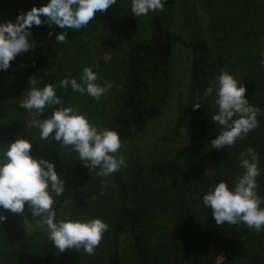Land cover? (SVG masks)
<instances>
[{
	"label": "trees",
	"instance_id": "16d2710c",
	"mask_svg": "<svg viewBox=\"0 0 264 264\" xmlns=\"http://www.w3.org/2000/svg\"><path fill=\"white\" fill-rule=\"evenodd\" d=\"M47 2L43 0L41 6ZM10 3L11 0H0V22H15L17 16L12 18ZM174 4L175 0H165L162 11L149 12L151 32L148 39L134 38L136 26L133 27L134 19L130 18L129 27L123 29L128 40L107 49L111 53L109 69L114 68L112 61L117 58L114 55L117 45L122 46L123 57L120 70L112 73L111 69L106 73V84L110 83L111 87L104 93L100 122L104 127L116 130L121 143L143 134L149 123L161 114L170 94L174 44L181 40L171 28ZM204 4L213 26L212 48L199 36L201 20L196 11L192 8L184 10L187 15L185 25L198 30V34L190 43L191 83L187 101L178 108L175 133L178 141L179 137L182 140L174 157L157 161L149 169L143 161L134 159L129 178L121 171L108 177L97 175L98 169L91 170L90 174V169L81 161L85 168L73 178L75 204L72 217H99L108 222L109 227L95 254L68 249L61 254L59 264H126L121 253L125 234L132 252L130 264H238L242 261L264 264V230L251 232L249 227L243 230L246 224L242 222L230 225L232 230L227 227V222L217 225L202 201L203 194L218 182L225 181L230 187L236 183L243 172L239 166L240 156L248 148L254 149L259 156L261 174L257 177V191L264 197V67L259 64L260 54L264 53L261 41L264 0H205ZM126 8L129 7L123 0H117L113 5L118 15ZM60 31L67 32V37L72 39L68 41L70 44L81 36V29L62 30L55 25H46L37 47L17 55L6 71H0V77L21 68L39 76L38 87L51 84L57 91L61 73L45 71L43 63L48 50L63 46L55 41ZM34 37L36 39L35 34ZM225 68L243 83L249 103L260 107L262 114L257 117V128L233 146L215 150L210 148V141L219 134V129L210 115L218 108L212 106L211 97L201 100L202 106L197 110L192 104L212 86L211 76L216 77ZM26 84L25 79L18 77L6 85L4 101L0 104V120L14 109H18L19 119L1 127L0 142L10 143L17 136H28L34 141L32 154L38 157V122L44 116H35L32 110L19 107ZM52 111L53 108H46L45 116ZM41 142V145L50 146L49 160L55 162L57 172L67 182L70 172L62 144L52 136ZM64 201L65 191L61 197L54 198L57 219ZM172 207L176 225L171 242L153 244L151 225L157 220V212ZM3 214L7 220L0 223V264H51L56 248L48 236L37 239L19 229L25 218L32 216L27 203L24 214ZM222 253L225 256L219 261Z\"/></svg>",
	"mask_w": 264,
	"mask_h": 264
},
{
	"label": "clouds",
	"instance_id": "9594fccd",
	"mask_svg": "<svg viewBox=\"0 0 264 264\" xmlns=\"http://www.w3.org/2000/svg\"><path fill=\"white\" fill-rule=\"evenodd\" d=\"M117 0H48L43 6H33L27 12L17 15L15 22H0V71H6L19 54H26L35 47L32 27L42 23L59 29H80L96 17L97 11H106ZM165 0H131V13L135 17L146 16L149 12L162 11ZM49 35H52L49 32ZM55 41L67 42V32L60 31ZM259 64L264 67V53ZM40 79L31 78L30 87L24 92L19 107L32 110L35 116H44L38 122L41 141L50 136L62 146H71L78 153L79 161L91 170L98 169L97 175L111 176L125 166L123 155L115 154L121 149V139L116 130L97 126L78 108L66 106L51 84L37 86ZM215 86H209L192 104L199 109L201 100L215 94L218 111L210 115L216 122L219 134L210 141V148L220 150L233 146L238 139L246 136L259 126L257 117L260 107L249 103L246 87L226 68L215 77ZM60 88L77 93H87L94 99H100L108 83H97V73L90 67H84L79 81L65 77ZM59 105V107H55ZM53 108L45 116L46 108ZM33 140L28 136H17L10 143L0 142V223L7 220L4 212L24 214L25 205L33 217H38L42 227L46 226L48 238L58 253L68 249H82L88 255L95 254L96 248L108 230V224L99 217L80 219L65 216L57 219L53 207L54 198L61 197L65 191V179L57 172L56 164L44 157L32 154ZM42 147V146H41ZM239 166L243 169L233 186L220 181L203 194V205L217 223L229 225L244 223L256 232L264 230V197L257 191V177L260 176L258 153L248 148L242 153Z\"/></svg>",
	"mask_w": 264,
	"mask_h": 264
},
{
	"label": "rangeland",
	"instance_id": "374dc122",
	"mask_svg": "<svg viewBox=\"0 0 264 264\" xmlns=\"http://www.w3.org/2000/svg\"><path fill=\"white\" fill-rule=\"evenodd\" d=\"M42 1L43 0H11L10 9L13 14L12 18L14 19L21 12H27L33 6H41ZM123 1L127 3L129 8H126L127 10H122L120 15L115 13L113 5L103 12L98 10L96 17H94L87 26L80 28L81 36L79 40L81 42L74 38L70 44L68 41L72 39L67 37V42L63 43V46L53 47L48 50L45 54V60L43 63L44 70H58L61 73L62 79L65 77H74L79 81L82 69L84 67H90L97 73V83L101 86L106 85V73L107 71L110 72L112 69V67L110 69L108 68L109 60H111V53L108 52L107 49L112 44L128 40L126 34L123 33V29L129 27L131 23L130 18L134 19L133 21L135 24L133 27L136 26L134 38L148 39L151 32L149 21L150 15L148 14L139 18L133 16L131 13V0ZM204 2L205 0H175L172 10L173 21L171 28L174 33L181 36V40L174 44L172 64L173 79L170 94L163 106L161 114L149 123L146 131L136 138L125 140L121 143V149L118 150L116 156L123 155L125 157L126 164L121 167L119 171H121L127 178L130 177L132 171L131 163L134 159L143 161L147 166V169H149L151 165L157 161L172 159L179 147L182 139L179 137L178 141V136L175 133L178 125V108L181 103H185L188 99L192 67V50L190 43L194 41L198 34V30H193L188 27V25H185V18L187 15L184 10L186 8H192L196 11V14L201 20L199 36L205 39L212 48L213 26L208 9L204 7ZM31 31L33 39L36 42L34 48H36L41 34L44 33H41V31H46V24L42 23L40 26H33ZM34 34L36 35V39ZM261 41L263 42L262 47L264 49V33ZM121 49V45H117L115 48L114 55H117V58H115V60L113 58L112 64L114 68L112 69V73L113 71L120 70L122 67L120 60L123 57V52H120ZM18 77L25 79L27 82L22 93L30 87L29 81L31 78L39 79V76L28 74L21 68L9 71L6 75L0 77V104L4 101L8 81ZM210 80L214 87L216 84L215 77L211 76ZM26 94L27 93H24V95ZM56 94L61 97V100L66 106L78 108L90 119V122L97 126L101 125L100 111L104 105V94L97 100L89 96L87 93L81 94L74 92L70 87L68 89L59 87ZM21 99H23V94ZM214 100L215 94L213 93L211 96V104L212 106L217 107ZM56 106L59 107V105ZM10 113V115H7L0 120V129L3 125L8 124L13 119H19L18 109H14L10 111ZM41 144L43 143L39 140V144L36 147V154L38 157L43 155L44 158L49 159L51 150L50 146ZM63 148L67 154L66 165L69 168L70 176L65 185V201L59 219L65 216L72 217V209L75 204L73 178L85 168L81 161H79L78 153L74 152L71 146H63ZM88 172L90 173L92 171L89 170ZM172 210L173 207L166 210L160 209L157 212V220L153 221L154 223L151 225L153 231L151 242L153 244L156 242H171V234L176 225ZM37 219L38 218L33 216L26 217L19 225V229L25 234L31 235L37 239L48 236L46 226L42 227L36 222ZM106 223L108 224V222ZM227 227L231 228L228 223ZM247 227V225H244L242 229L245 230ZM253 230L254 228H251V232ZM121 253L124 262L130 264L129 261L132 258V252L129 248L127 234H125L122 239ZM61 254L62 253H58V249H56V254L51 264H59L60 260H62ZM238 264H246V262L242 261V263L240 262Z\"/></svg>",
	"mask_w": 264,
	"mask_h": 264
},
{
	"label": "built area",
	"instance_id": "2783aa9c",
	"mask_svg": "<svg viewBox=\"0 0 264 264\" xmlns=\"http://www.w3.org/2000/svg\"><path fill=\"white\" fill-rule=\"evenodd\" d=\"M224 254L222 253L220 256H219V261L222 260L224 258Z\"/></svg>",
	"mask_w": 264,
	"mask_h": 264
}]
</instances>
